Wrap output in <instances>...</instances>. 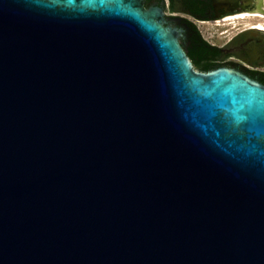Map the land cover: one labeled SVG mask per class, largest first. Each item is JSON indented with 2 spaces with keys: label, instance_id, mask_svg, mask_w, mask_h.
<instances>
[{
  "label": "water",
  "instance_id": "1",
  "mask_svg": "<svg viewBox=\"0 0 264 264\" xmlns=\"http://www.w3.org/2000/svg\"><path fill=\"white\" fill-rule=\"evenodd\" d=\"M162 16L0 0V264H264V86Z\"/></svg>",
  "mask_w": 264,
  "mask_h": 264
},
{
  "label": "flooded vegetation",
  "instance_id": "2",
  "mask_svg": "<svg viewBox=\"0 0 264 264\" xmlns=\"http://www.w3.org/2000/svg\"><path fill=\"white\" fill-rule=\"evenodd\" d=\"M144 8L157 7L162 10V22L172 28L178 42L187 55V47L194 36L204 44L199 53L203 63L211 67L202 72L189 58L193 68L200 73L218 69L236 71L246 79L264 86V30L254 24L240 29L223 45L206 41L196 28L197 22H212L225 17L245 13L262 12L258 0H238L237 4L217 7L212 0H142Z\"/></svg>",
  "mask_w": 264,
  "mask_h": 264
},
{
  "label": "rangeland",
  "instance_id": "3",
  "mask_svg": "<svg viewBox=\"0 0 264 264\" xmlns=\"http://www.w3.org/2000/svg\"><path fill=\"white\" fill-rule=\"evenodd\" d=\"M260 9L262 12L260 17H246L244 19L234 16L225 17L224 19L215 20L212 22L196 23V28L200 35L208 42L215 43L217 45H223L232 35H234L240 29H244L249 25L257 26L260 24L264 26V0H260ZM254 14V13H245Z\"/></svg>",
  "mask_w": 264,
  "mask_h": 264
},
{
  "label": "trees",
  "instance_id": "4",
  "mask_svg": "<svg viewBox=\"0 0 264 264\" xmlns=\"http://www.w3.org/2000/svg\"><path fill=\"white\" fill-rule=\"evenodd\" d=\"M187 56L194 61L195 66L200 68L202 72H208L211 67L203 63L197 56L202 50H204V44L201 42L198 36H194L187 47Z\"/></svg>",
  "mask_w": 264,
  "mask_h": 264
},
{
  "label": "bare ground",
  "instance_id": "5",
  "mask_svg": "<svg viewBox=\"0 0 264 264\" xmlns=\"http://www.w3.org/2000/svg\"><path fill=\"white\" fill-rule=\"evenodd\" d=\"M257 13H260V12H254V14H239L238 16H235V17L240 18V19H244L246 17H260V14H257ZM256 27L258 29L264 30V26H261L260 24H258Z\"/></svg>",
  "mask_w": 264,
  "mask_h": 264
}]
</instances>
